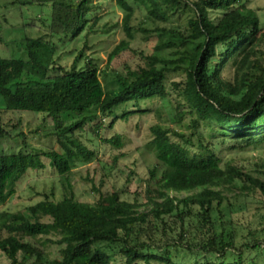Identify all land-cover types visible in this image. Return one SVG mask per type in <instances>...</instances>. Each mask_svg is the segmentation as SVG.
Returning <instances> with one entry per match:
<instances>
[{
    "label": "trees",
    "instance_id": "trees-1",
    "mask_svg": "<svg viewBox=\"0 0 264 264\" xmlns=\"http://www.w3.org/2000/svg\"><path fill=\"white\" fill-rule=\"evenodd\" d=\"M49 1L51 18L43 23L49 35L25 36V58L0 54V95L8 96L12 111L50 117L56 147L39 150L23 139L21 149L0 151V202L17 192V183L29 170L46 168L43 157L71 192L60 200L46 196L24 210H0V250L10 264H260L262 240L237 245L233 233L218 231L212 212L213 204H222L231 191L264 196V177L231 162L223 164L214 152L217 144H205L199 132L204 122L213 138H221L219 143L264 142V28L257 11L247 6L250 0H117L127 11L126 20L136 7L145 10L160 38L156 50L175 48L178 57L145 55L149 65L115 70L110 89L92 60L78 65L82 50L69 67L56 66L55 43L47 39L77 38L88 22L89 1ZM187 9L191 14L185 22L174 24ZM213 12L222 15L215 18ZM125 28L131 36L128 23ZM0 40L4 42L1 35ZM128 46L127 41L116 46L109 61ZM228 66L234 68L233 78L223 74ZM172 72L184 75L174 85L176 123L186 127H150L147 146L159 162L150 169L144 190L137 192L146 201L131 202L119 191L101 194L94 203L78 200L69 174L77 162L89 163L96 154L75 132L90 122L98 132L104 127L102 119L109 117L108 127H113L118 119L143 112V103L169 93L165 82ZM104 141L122 145L120 134ZM183 191L192 193L182 199L172 195ZM143 205L147 210H140ZM193 206L198 207L196 220L186 222ZM171 218L180 224L173 227ZM44 236L45 242L61 247L60 257L47 254L39 240ZM111 247L117 250L110 253ZM172 249L194 258L174 261Z\"/></svg>",
    "mask_w": 264,
    "mask_h": 264
},
{
    "label": "rangeland",
    "instance_id": "rangeland-1",
    "mask_svg": "<svg viewBox=\"0 0 264 264\" xmlns=\"http://www.w3.org/2000/svg\"><path fill=\"white\" fill-rule=\"evenodd\" d=\"M25 0H0V25L1 37L0 54L6 57H26L24 50V37H38L49 35L47 20L50 21L52 4L46 0H36L33 3L21 2ZM27 1V0H26ZM29 1V0H28ZM90 10L87 14L88 22L85 30L75 39L71 36L61 37L56 35L47 36L55 43V54L53 59L55 65L69 67L75 57L82 50L83 55L78 62L83 66L89 60L94 62L101 74L105 89L114 86L113 76L115 70L131 66L136 69L139 65H149L145 55L177 59L175 48L156 50L159 36L153 32L152 25L145 19V10L136 7L131 17L127 18V11L123 9L117 0H88ZM190 3L196 0H188ZM247 6L257 11L264 28V0H250ZM189 10L184 12L182 18L176 21L183 22L189 16ZM220 12H213V17H219ZM95 19L97 21H95ZM48 22V21H47ZM185 22V21H184ZM126 23H128L131 36L127 34ZM146 29V30H145ZM127 41L128 48L122 51L112 61H109L110 53ZM234 68L225 67L223 74L233 78ZM184 75L181 72H172L165 82L168 94L165 97H155L143 103V112H136L128 119H118L113 127H108L111 119H102L104 127L98 132L95 122L86 124L82 129L75 132L79 139L96 154L89 163L77 162L69 174L75 197L84 202L94 203L101 194L119 191L123 199L131 202L144 203L146 199L137 193L144 190V181L150 176V169L157 164L155 153L147 143L152 138L150 127L158 124L163 127H174L185 130L186 126L176 123V99H178V87L174 83L182 81ZM10 99L6 94L0 95V108L2 109V120L0 130V151H17L23 147V139L31 146L41 149L56 147V136L53 131V121L46 114L39 112H17L10 110ZM130 110L135 109L130 107ZM122 110H119V114ZM189 118L185 117L184 123ZM199 132L202 133L204 143L215 142L217 144L214 152L221 157L222 163L231 162L242 167L246 171L259 174L264 177V142L250 145H240L236 142H221V138H213L211 129L204 122L199 124ZM1 132V131H0ZM114 134L121 135L122 145L106 143L105 138ZM195 150L197 148L193 147ZM47 163L46 168L29 170L17 183V192L6 202H0V210L18 211L34 204L46 196L53 200H60L64 194L70 193L67 182L50 166L49 160L43 157ZM80 161V160H76ZM63 182L66 184L63 187ZM192 192H174L173 196L180 199L187 197ZM146 206L140 208L147 210ZM213 219L217 222L218 231L224 234L233 233L237 245L244 242L262 240L264 247V196L259 192L245 194L239 191H231L226 194L222 204H213ZM184 206H180V209ZM190 217L186 222L195 221L194 213L198 211L193 206ZM171 218L170 224H180V220ZM252 234H250V232ZM175 235V232H173ZM57 238L55 235H51ZM45 236L39 240L45 244L47 254L54 258L60 257V246L51 242H45ZM110 253L117 250L115 247L108 249ZM173 259L177 262L187 263L194 257L184 250L172 249ZM259 251L258 253H260ZM263 253V252H262ZM253 255V254H252ZM264 254L259 256L262 262ZM0 264H10V260L0 250ZM163 264V263H162Z\"/></svg>",
    "mask_w": 264,
    "mask_h": 264
}]
</instances>
